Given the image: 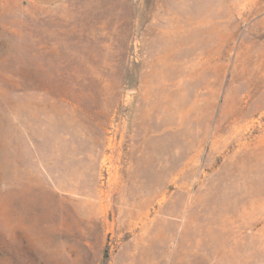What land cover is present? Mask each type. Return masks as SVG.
<instances>
[{
  "label": "rangeland",
  "instance_id": "rangeland-1",
  "mask_svg": "<svg viewBox=\"0 0 264 264\" xmlns=\"http://www.w3.org/2000/svg\"><path fill=\"white\" fill-rule=\"evenodd\" d=\"M0 264H264V0H0Z\"/></svg>",
  "mask_w": 264,
  "mask_h": 264
},
{
  "label": "bare ground",
  "instance_id": "bare-ground-1",
  "mask_svg": "<svg viewBox=\"0 0 264 264\" xmlns=\"http://www.w3.org/2000/svg\"><path fill=\"white\" fill-rule=\"evenodd\" d=\"M173 54V53H172ZM173 57H174V55H173Z\"/></svg>",
  "mask_w": 264,
  "mask_h": 264
}]
</instances>
